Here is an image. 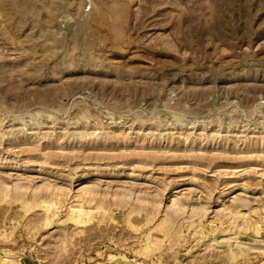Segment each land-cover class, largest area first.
Returning <instances> with one entry per match:
<instances>
[{"label": "rangeland", "instance_id": "1", "mask_svg": "<svg viewBox=\"0 0 264 264\" xmlns=\"http://www.w3.org/2000/svg\"><path fill=\"white\" fill-rule=\"evenodd\" d=\"M0 264H264V0H0Z\"/></svg>", "mask_w": 264, "mask_h": 264}, {"label": "bare ground", "instance_id": "2", "mask_svg": "<svg viewBox=\"0 0 264 264\" xmlns=\"http://www.w3.org/2000/svg\"><path fill=\"white\" fill-rule=\"evenodd\" d=\"M232 257H234V256H232ZM232 257H230V258H229V261H232V260H233V258H232Z\"/></svg>", "mask_w": 264, "mask_h": 264}]
</instances>
